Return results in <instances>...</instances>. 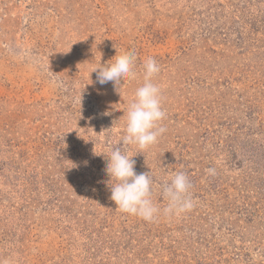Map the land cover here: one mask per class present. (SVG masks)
<instances>
[{
    "label": "rangeland",
    "instance_id": "1",
    "mask_svg": "<svg viewBox=\"0 0 264 264\" xmlns=\"http://www.w3.org/2000/svg\"><path fill=\"white\" fill-rule=\"evenodd\" d=\"M124 52L136 78L97 83ZM148 57L166 131L140 150L123 115ZM117 147L161 209L184 172L192 210L115 211ZM0 264H264V0H0Z\"/></svg>",
    "mask_w": 264,
    "mask_h": 264
},
{
    "label": "clouds",
    "instance_id": "2",
    "mask_svg": "<svg viewBox=\"0 0 264 264\" xmlns=\"http://www.w3.org/2000/svg\"><path fill=\"white\" fill-rule=\"evenodd\" d=\"M135 63L136 56L131 52L116 54L110 61L100 64L93 71L96 72V82L100 85L112 82L114 87L122 86L121 81L136 78ZM142 68L143 84L135 90V98L123 115L126 127L121 141L123 145H135L140 150L155 144L166 131V128L161 126V122L166 118L162 108V91L153 83L154 77L161 70L160 65L155 58L148 57ZM106 161L105 173L108 180L105 183L110 190V200L115 204V211L136 216L146 222H154L161 215L166 218L180 216L194 207L190 193L192 186L184 172H174L170 182L160 186L167 202L161 209L152 198L151 171L137 173L133 157L122 152L119 147L111 150ZM206 171L215 175L213 168Z\"/></svg>",
    "mask_w": 264,
    "mask_h": 264
}]
</instances>
